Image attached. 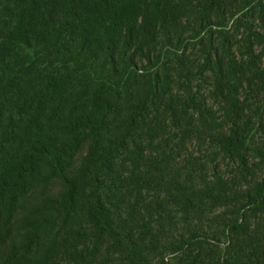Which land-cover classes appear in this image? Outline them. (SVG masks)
<instances>
[{
	"label": "trees",
	"instance_id": "obj_1",
	"mask_svg": "<svg viewBox=\"0 0 264 264\" xmlns=\"http://www.w3.org/2000/svg\"><path fill=\"white\" fill-rule=\"evenodd\" d=\"M0 264H264V0H0Z\"/></svg>",
	"mask_w": 264,
	"mask_h": 264
}]
</instances>
